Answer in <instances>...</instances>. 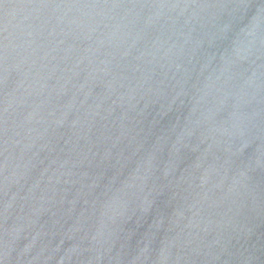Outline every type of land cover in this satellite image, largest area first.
<instances>
[{
  "label": "water",
  "instance_id": "95a60500",
  "mask_svg": "<svg viewBox=\"0 0 264 264\" xmlns=\"http://www.w3.org/2000/svg\"><path fill=\"white\" fill-rule=\"evenodd\" d=\"M0 264H264V0H2Z\"/></svg>",
  "mask_w": 264,
  "mask_h": 264
},
{
  "label": "snow or ice",
  "instance_id": "6c2138e0",
  "mask_svg": "<svg viewBox=\"0 0 264 264\" xmlns=\"http://www.w3.org/2000/svg\"><path fill=\"white\" fill-rule=\"evenodd\" d=\"M0 2H2V0H0Z\"/></svg>",
  "mask_w": 264,
  "mask_h": 264
}]
</instances>
